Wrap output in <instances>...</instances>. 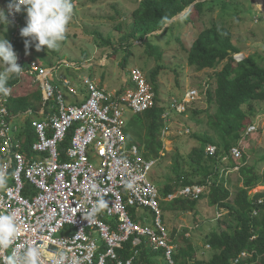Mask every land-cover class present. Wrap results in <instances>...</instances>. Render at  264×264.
Segmentation results:
<instances>
[{"label":"built area","instance_id":"obj_1","mask_svg":"<svg viewBox=\"0 0 264 264\" xmlns=\"http://www.w3.org/2000/svg\"><path fill=\"white\" fill-rule=\"evenodd\" d=\"M21 12L8 17L18 24ZM62 63L75 66L67 60ZM59 68L60 64L50 68L32 66L33 83L42 94L38 116L32 109L11 116V88L7 94H0V163L8 165L0 170L7 181L0 188V213L14 212L19 225L13 245L0 249V264L13 250L19 254L21 246L29 243L41 247L40 264H108L109 260L132 264L138 250L126 260L119 258L117 251L131 238L134 247L146 239L152 249L164 250L168 264H176L175 245L159 202L161 192L149 178L158 159L146 157L136 145L129 146L124 126L127 109L136 115L157 104L154 85L138 67L132 69L129 79L124 78L123 87L112 90L95 78H86L84 93L74 89L67 77L59 76L71 94L83 97L68 104L64 92L52 83ZM206 87L207 94L210 82ZM199 93L198 89H190L181 100L172 97L168 112L162 114L164 123L171 110L185 112ZM29 119L30 132L36 138L27 150L24 143L29 138ZM71 130L70 145L63 152L61 144ZM244 145L245 140L240 139L230 154H218L219 147L210 143L206 152L222 160L238 161ZM89 150L95 153L97 162L89 157ZM206 188L201 184L185 185L166 199L200 198ZM97 193L105 207L87 218ZM143 208L154 215L153 226H145L139 218ZM246 255L242 253V257Z\"/></svg>","mask_w":264,"mask_h":264},{"label":"rangeland","instance_id":"obj_2","mask_svg":"<svg viewBox=\"0 0 264 264\" xmlns=\"http://www.w3.org/2000/svg\"><path fill=\"white\" fill-rule=\"evenodd\" d=\"M141 1L72 0L73 13L67 27L66 38L59 42L57 49L51 50L45 47L37 51L35 48L26 56L18 53L16 55L18 64L23 56L25 59H31V65L35 67L37 64L38 68L43 65L47 66L42 65L45 60L60 64L52 83L58 85L59 89L64 92L68 104L74 102L75 96L71 94L59 76L67 77L71 81V86L78 91L85 88L86 78H95L100 81L101 86L112 90L123 87L124 78H130L132 69L141 68L149 76L159 64H163L165 68L161 71L157 81L160 94L156 93L161 98L160 105L164 107L163 112L168 110L172 97L181 100L190 89H198L199 97L189 105L185 112L178 113L173 109L165 120L161 157H158L157 164L152 168L149 177L156 186L162 188L168 182L176 180L173 165L176 161L174 157L176 151L182 155L180 162L182 161L184 169L190 172L194 168L190 161V152L195 146L200 145L195 135H210L216 142H220L217 133L225 132L215 126L212 129L211 116L216 113L217 108L215 104L207 101L206 94L207 81L210 82V78L215 76L216 71L222 69L225 62H221L212 69L198 70L195 66L188 64L187 48L193 42L195 34L205 27L217 24L230 29L234 42L242 50L235 54L237 61L245 59L249 54L257 53L259 60L264 64V7L258 4L261 0H218L211 4L215 6V9L210 10L208 3L204 7V13L200 16L198 12L193 11L194 21L184 29L180 23H177L178 28H175L173 32L159 35L162 31H157L154 35L153 33L148 35L150 41L163 48V56L161 60H158L156 55H150L146 51V45L141 40L131 39L128 43H121L122 38L126 37L133 27V12ZM7 5L8 0H0V8L6 13ZM188 9L190 10V7ZM182 17L184 16L176 17L171 23L180 21ZM19 27L20 22L14 23L8 17L7 24H0V38L6 37L11 41ZM178 33H180L182 43L175 39V34ZM99 35L105 39L110 38L112 45H104ZM130 45L131 48L128 50L126 47ZM115 51H118L116 55H114ZM128 51L132 54L127 66L123 67ZM65 60L75 66L69 67L61 64ZM2 69L3 65L0 64V70ZM243 107L248 116L247 121L251 120V125L240 138L245 140L243 155L247 156L248 165L257 164L258 170L264 175V100L254 101ZM135 117L137 115L127 109L124 118L125 129L135 143L145 146V131L133 124L132 118L135 119ZM88 155L94 162H97L94 152L89 150ZM231 161L232 159L222 160L219 173L225 178L229 177L230 181L226 184L232 193L229 202H233L238 189L243 186L239 171L245 165L241 159L233 160L234 163L236 162L235 165L239 166L236 169L235 166H230ZM263 191L264 184L256 186L249 193L255 195ZM159 202L169 231L172 233L173 228L178 226L179 233H185L198 248V256L205 259L210 258L213 251L207 239L213 231L224 229L220 221L230 218L227 209L219 205H210L207 198L200 201L198 213L169 211L165 209L166 205L163 200ZM139 218L145 221V226H153L154 215L148 209H141ZM179 236L174 244L175 251L186 247V242L182 241ZM165 262L161 260V264Z\"/></svg>","mask_w":264,"mask_h":264},{"label":"trees","instance_id":"obj_3","mask_svg":"<svg viewBox=\"0 0 264 264\" xmlns=\"http://www.w3.org/2000/svg\"><path fill=\"white\" fill-rule=\"evenodd\" d=\"M217 1L142 0L133 12V27L126 37L122 38L121 43H128L131 39L141 40L146 45V51L161 60L163 48L150 41L148 35L152 33L154 35V32L157 31H162L159 35L173 32L175 28H178L177 23H180L184 29L194 21L193 11L198 12L200 16L204 13V7L208 3L210 4L209 9L214 10L215 6L211 4ZM189 7L190 10L180 21L171 23L173 18L182 14ZM6 9L8 10V5ZM19 22L20 27L10 42L15 53L26 56L35 49L34 44L26 49L25 40L28 38L20 35V29L26 24V12L23 11L19 14ZM168 23L171 24L167 26ZM180 33L175 34V39L182 43ZM99 37L104 45H112L113 42L110 38L105 39L102 35ZM125 39L126 41H123ZM126 48L129 50L131 45ZM187 51L188 64L195 66L198 70L212 69L221 62H225L222 69L216 71L215 76L210 78L211 88L207 92V101L210 104H215L217 108L216 113L211 116L212 129L215 126L225 132L217 133L220 142H216L210 135H195L200 145L195 146L190 152V161L194 166L190 172L184 169L182 161L180 162L182 155L176 151L174 153L176 161L173 164L176 180L168 182L159 189L166 205L165 209L169 211L179 213L195 211L198 213L200 201L207 198L210 205L225 207L230 218L220 221V225L224 226V229L209 234L207 243L210 245L213 255L208 259L198 256V248L191 239L185 233H179L178 226L174 227L172 233L170 232L172 241L175 244L176 238L180 235L182 241L186 242V247L175 251L173 259L176 264H264V191L255 195L249 193L256 186L264 184L263 173L258 170L257 164L248 165L247 156L243 155L240 159L245 165L239 171L243 186L238 189L233 202H229L232 196L231 190L226 186L230 181L229 177L225 178L224 175L219 174L222 157L208 155L206 152L207 145L213 143L219 147L218 154H230L231 148L251 125V120L247 121L248 116L245 114L243 106L254 101L264 100V64L259 60L260 57L257 53L249 54L245 59L237 61L235 54L242 50L234 42L230 29L217 24L205 27L195 34ZM131 54V51H128L123 67L127 66ZM31 62V59H25L23 56L19 63L23 67L21 73L19 75L10 74L7 86L12 90L8 102L11 116L19 115L20 112L29 109L33 110L34 116H38L37 112L41 108L42 94L38 86L33 83L34 75L31 73ZM44 62L42 65L46 64L48 68L58 65L52 60ZM47 66L43 65L42 68H47ZM164 68L163 64H159L150 72L149 76L145 73L154 85L157 94H160L157 85L158 76ZM158 96L156 97L157 104L143 113L136 114L137 117L132 119L133 124L145 131L144 155L146 157H161L163 149L162 133L165 123L162 114L164 107L160 105L161 98ZM26 127L29 138L24 146L29 150L30 143L36 138L30 132L32 119L27 121ZM72 134L71 130L66 140L61 144L63 152L70 145ZM126 135L129 143L134 144L135 141L128 131H126ZM137 145L139 149L143 148V145ZM220 148H222L221 151ZM65 159L64 155L63 160ZM235 163L232 159L230 166H236ZM208 180L211 181V184ZM194 184L207 185L200 198L180 196L173 200H166L170 194L177 193L180 187ZM131 213L136 218L134 210ZM165 224L167 225L166 222ZM133 241L134 238H131L122 248L117 249L119 258L129 259L135 255V250H138L132 264H161V260L166 261L164 250L152 249L146 239H143L136 247H134ZM243 252L247 253L246 257H242ZM108 264H117V262L109 260ZM165 264H168L167 261Z\"/></svg>","mask_w":264,"mask_h":264},{"label":"clouds","instance_id":"obj_4","mask_svg":"<svg viewBox=\"0 0 264 264\" xmlns=\"http://www.w3.org/2000/svg\"><path fill=\"white\" fill-rule=\"evenodd\" d=\"M26 12V24L20 29V35L28 38L25 40V48L35 45L37 51L46 49L55 50L59 42L66 36L67 27L73 13L72 0H10L8 12L0 8V24L8 23V15L11 13ZM18 57L12 43L5 37L0 38V94H7V86L10 74L19 75L22 68L17 63ZM240 61V60H238ZM156 158V157H154ZM158 159V158H157ZM6 163H0V170L6 169ZM6 177L0 171V188L6 184ZM130 188L131 185L129 184ZM97 200L87 214V218L95 215L105 207V201L97 193ZM165 222V220H164ZM19 232V225L14 212L0 213V249H8L13 245ZM23 251L19 254L13 250L7 255L2 264H40L41 247L29 243L21 246Z\"/></svg>","mask_w":264,"mask_h":264},{"label":"crops","instance_id":"obj_5","mask_svg":"<svg viewBox=\"0 0 264 264\" xmlns=\"http://www.w3.org/2000/svg\"><path fill=\"white\" fill-rule=\"evenodd\" d=\"M127 80V79H126ZM99 81V80H98ZM100 82V81H99ZM121 88V87H120ZM120 88H115V89H120ZM82 89V88H81ZM80 91V90H79ZM82 92H84L85 93V90L84 89H82ZM73 96H75V98H74V102H72L71 104H74V103H77L78 101H80V100H82V96H77V95H74V94H72ZM66 98V97H65ZM67 102V101H66ZM133 119V118H132ZM125 131H127L126 129H125ZM128 139V138H127ZM128 145L129 146H133V145H136V146H138L136 143H129V141H128ZM139 147V146H138ZM142 151H145V146H143V148L141 149Z\"/></svg>","mask_w":264,"mask_h":264},{"label":"water","instance_id":"obj_6","mask_svg":"<svg viewBox=\"0 0 264 264\" xmlns=\"http://www.w3.org/2000/svg\"><path fill=\"white\" fill-rule=\"evenodd\" d=\"M188 10H189V9H188ZM188 10H185L182 14H180V15L177 16V17H181L182 15L184 16V15L188 12ZM175 18H176V17H175ZM175 18H173L172 21H173Z\"/></svg>","mask_w":264,"mask_h":264},{"label":"bare ground","instance_id":"obj_7","mask_svg":"<svg viewBox=\"0 0 264 264\" xmlns=\"http://www.w3.org/2000/svg\"><path fill=\"white\" fill-rule=\"evenodd\" d=\"M259 5H261L262 4V6L264 7V0H261V2L260 3H258ZM263 10H264V8H263Z\"/></svg>","mask_w":264,"mask_h":264}]
</instances>
